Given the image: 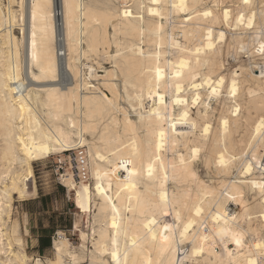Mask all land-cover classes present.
Wrapping results in <instances>:
<instances>
[{"label":"bare ground","instance_id":"6f19581e","mask_svg":"<svg viewBox=\"0 0 264 264\" xmlns=\"http://www.w3.org/2000/svg\"><path fill=\"white\" fill-rule=\"evenodd\" d=\"M113 1L0 0V264H264V57L246 76L222 60L261 50L264 8ZM50 155L67 158L61 178L91 227L77 248L58 232L43 262L13 209ZM202 166L227 179L212 186Z\"/></svg>","mask_w":264,"mask_h":264},{"label":"rangeland","instance_id":"374dc122","mask_svg":"<svg viewBox=\"0 0 264 264\" xmlns=\"http://www.w3.org/2000/svg\"><path fill=\"white\" fill-rule=\"evenodd\" d=\"M123 0H114L113 3L117 8H121L124 5ZM211 0H205L204 5H212ZM236 7L238 0H232V3L225 1L223 6ZM255 7L257 9L264 8V0H256ZM16 32V31H15ZM110 35L111 27H108ZM264 45V38H263ZM111 49H114L112 46ZM264 57V52H254L252 49H236L230 50L228 54L223 55L224 73L230 72L235 69L236 66H242V76H246L248 73V63L258 62ZM97 60V59H96ZM101 67L97 69L99 74H102L104 69H111L112 64L108 62H101ZM64 80V76H60ZM130 110V115L133 114ZM220 114H217L219 117ZM217 124V120H214V127ZM236 143L234 144L235 153L241 155L244 154L243 149L249 138V133L242 135L236 134ZM69 154V153H68ZM68 154H65L66 156ZM74 153H71L73 157ZM60 160L59 155H50L48 158L35 162L33 164L34 183L36 188V195L34 196L29 186L28 200L15 201L13 209V218L19 222L20 234L24 242L25 252L29 257L33 259H40L45 262L47 260L55 259V251L53 249V241L56 239V234L62 233L63 236L69 241L73 248L79 247L83 241L80 236V232H84L90 237L91 227V215H82L76 208L73 201V192H69L64 184L61 176V169L57 164V160ZM64 161H68L67 158ZM67 164V163H66ZM67 166H69L67 164ZM69 168H66L67 170ZM64 170V171H65ZM214 167H209V170L202 166L198 169L199 175L203 180L210 183L212 186L217 187L221 179H227L225 176L213 175ZM232 177L235 176L236 171L233 169ZM60 180V181H59ZM77 181V180H76ZM257 198V197H256ZM254 200L249 198V205L253 206ZM169 220V218H166ZM40 239L39 245L33 247V240ZM248 240V236H246ZM36 246V245H35ZM86 246L90 249L89 241ZM87 262V260L85 261Z\"/></svg>","mask_w":264,"mask_h":264},{"label":"built area","instance_id":"2783aa9c","mask_svg":"<svg viewBox=\"0 0 264 264\" xmlns=\"http://www.w3.org/2000/svg\"><path fill=\"white\" fill-rule=\"evenodd\" d=\"M76 155H78V161H76L75 159L71 161V164L73 167L71 169V171L73 172L75 180H77V181L86 180L87 179V172L85 171V168L83 166H81L80 168L77 167L78 163L82 164V161H83L82 151H79L78 154H73V157L75 158ZM67 162L68 161H61L59 159L57 160V164L59 165V169H61V171H62V173H60V175H59V178H60L61 174L64 173V170L66 168H68Z\"/></svg>","mask_w":264,"mask_h":264},{"label":"snow or ice","instance_id":"6c2138e0","mask_svg":"<svg viewBox=\"0 0 264 264\" xmlns=\"http://www.w3.org/2000/svg\"><path fill=\"white\" fill-rule=\"evenodd\" d=\"M247 2V0H246ZM261 51L264 52V45L261 46ZM262 75H264V68H262ZM223 159H221V163H223ZM113 227H115V224H113ZM237 243H239V241H237ZM114 258H115V254H113Z\"/></svg>","mask_w":264,"mask_h":264},{"label":"crops","instance_id":"0c3cea01","mask_svg":"<svg viewBox=\"0 0 264 264\" xmlns=\"http://www.w3.org/2000/svg\"><path fill=\"white\" fill-rule=\"evenodd\" d=\"M39 242H40V239L33 240V245H34L33 247H37V245H39Z\"/></svg>","mask_w":264,"mask_h":264}]
</instances>
